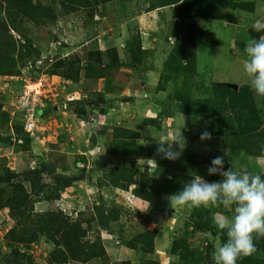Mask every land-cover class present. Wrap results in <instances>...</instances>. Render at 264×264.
Masks as SVG:
<instances>
[{"label": "rangeland", "instance_id": "rangeland-1", "mask_svg": "<svg viewBox=\"0 0 264 264\" xmlns=\"http://www.w3.org/2000/svg\"><path fill=\"white\" fill-rule=\"evenodd\" d=\"M32 1H39L45 7L52 6L54 19L35 26L32 21L20 18L16 23L19 32L9 31L16 42L12 59L16 62L15 72L18 74L12 77L0 75V113H4L0 115V139L5 140H0L1 167L20 175L42 165L48 166V172L40 177L44 188L39 196L32 195L33 184L23 182L31 197V210L34 213L61 211L69 219L79 221L81 228L87 230L86 241L90 244L97 241L96 244L99 242L104 248V257L86 263L65 264H137L142 259L153 258V255L163 264H205L204 258L207 255L211 258L222 241L220 235L195 232L191 225L193 214L198 209H213L216 221L223 210L228 216L232 213L214 207L172 209L167 198L182 190L185 176L192 179V176L199 175L208 182H214L207 179V169L215 157L223 156L225 152L224 163L229 167L232 164L227 161L230 150L225 148V137L215 136L202 142L200 135L208 126V115L182 114L178 109L180 101L176 98L180 90H185L190 101L200 102L213 96L210 83L246 84L243 58L238 53L234 57L230 51L235 50L233 40L239 42L242 35L249 34L250 28L245 25L250 21L224 28L221 18L197 20V16L200 18L208 12L202 9L204 6L197 12L183 13L182 18L176 16L174 20L177 21H174L171 19L174 14L170 11H156V6L166 0H95L94 3L89 0L92 5L87 7L82 6L80 0ZM167 15L171 16L170 21ZM23 36L29 39L32 49L30 58L20 61L17 56L27 46ZM136 40L140 41L145 54L134 67L126 55L128 45L136 44ZM175 47L178 51L183 48L182 53L186 56L192 55L193 73L177 77L173 76L171 67L165 69L168 56ZM244 47L245 41H242L239 50L243 51ZM113 49L118 52L120 68L109 72L104 62ZM98 51L103 54L110 52L101 57V65L95 64ZM55 57H78L81 60L79 81L48 75ZM88 62L94 63L90 78L84 79ZM181 63H188L187 58ZM39 82L36 87L45 95L42 109L47 113L42 112L37 118L36 132L32 138L29 136L32 141L29 150L23 151V137L18 139L12 130L14 122L22 124L19 94L23 86ZM79 100L87 102L69 107L70 101ZM76 109L79 113V109L84 110L82 116L74 112ZM165 114L169 116H161ZM147 119H153L159 128L145 125ZM114 128L124 130L120 133L124 139L129 132L139 135L134 140L138 146L146 141V145L153 147L152 156H156L157 169L150 163L153 170L149 171L146 162H142L146 159L137 160L120 153L112 156L114 147L110 133ZM102 129L105 133L101 135L99 130ZM180 130L186 140L182 155L175 161L163 159L157 154L158 143L178 137ZM173 149L176 150L175 145ZM79 158L84 162L77 165L75 162ZM256 158L249 157L253 172L260 171V162ZM114 166L131 169L133 184L138 182V176L144 173V169L148 170V179L154 181L149 190L150 200L144 201L133 194L136 184L126 187L128 182H122L117 187L107 183L97 186L104 168L108 172ZM163 169L165 171L162 172ZM52 175H78L83 179L58 194ZM112 210L113 213H106ZM164 215L174 218L169 226H164L162 221H156L160 226L153 224L155 218ZM99 219L102 220L100 223ZM13 226L8 210L0 211V264H3V255L9 251L6 243L8 231ZM159 229L163 232L157 237ZM209 245L213 246L212 251L208 249ZM256 246L257 251L252 257L256 263L263 260L264 264V239L256 241ZM185 247L192 249L191 259L179 255V250ZM16 248L25 253L26 258L31 257L32 264H46L53 250L44 238L27 245L19 244ZM154 248L158 249V256L154 253L147 255ZM121 249L127 250L125 255H121ZM24 262L22 264H27Z\"/></svg>", "mask_w": 264, "mask_h": 264}, {"label": "trees", "instance_id": "trees-1", "mask_svg": "<svg viewBox=\"0 0 264 264\" xmlns=\"http://www.w3.org/2000/svg\"><path fill=\"white\" fill-rule=\"evenodd\" d=\"M89 0H80L82 6H89L92 4L88 3ZM95 0H93L94 3ZM226 0H183L178 6L179 9L194 13L200 10L196 7L203 5H218L224 7ZM49 6V5H48ZM46 5L43 6L39 1L32 0H0V75L14 76L18 74L15 72L16 62L14 59L16 51V42L9 35V31L16 30L19 32L16 26L17 20L26 18L34 23L35 26H40L50 20L54 19L51 15V7ZM205 7V6H204ZM249 38H259L264 35V30L257 31L256 27L249 30ZM27 42L25 51L17 56L18 60L23 61L30 58V52L32 49L31 42L26 36H23ZM137 38V37H136ZM139 38V37H138ZM180 43L181 41L178 40ZM65 46V45H64ZM182 47V46H181ZM179 48V47H178ZM177 48L171 52L168 56L167 62L165 63V69L171 67V72L177 77L193 73L194 67H192V55L186 56L182 53L183 48ZM127 59H129L131 66L136 67L142 60L145 50L142 49L140 41L136 40V44H129L127 47ZM98 51V58L95 59V64L101 65L102 58L107 53H100ZM118 52L113 49L111 54L104 62L108 71L116 72L120 68V62L118 61ZM188 60V63H181L182 59ZM54 63L50 65V69L47 72L50 76H59L67 81H79V65L81 60L78 57L73 58H54ZM94 62H88L85 68L84 79L90 78V70H92V64ZM103 64V63H102ZM15 72V73H14ZM184 73V74H182ZM172 76V77H173ZM99 78V75H98ZM184 88V86H182ZM210 91L213 92V96L206 100L190 101L185 90H180L177 95V100L180 101L178 109L182 111L184 115H192L198 113L200 115H208L206 121L205 131L209 132L211 136L225 137L226 149L230 150V155H227V161L243 154V156L259 157L264 155V109L258 110L255 102L254 95L248 85L239 86L238 90L231 89L220 83H210ZM111 92V91H110ZM187 96V97H186ZM2 97L0 96V104ZM86 100L70 101L69 107L74 104H85ZM193 111V109H195ZM80 113L76 109L74 112L80 116L84 113L83 109H79ZM43 113H47L44 109ZM4 114V113H0ZM162 117L169 116L167 114L161 115ZM161 117V118H162ZM145 125H155L159 128V125L153 119H147L144 121ZM12 130L16 133L18 139L23 137L22 149L23 151L29 150L31 139L27 133L23 132V124L14 122ZM126 131V130H125ZM124 130L120 128L112 129L110 138L112 142V156L120 153L122 156H130L138 159H149L154 151L153 147L138 146L135 138L139 135H133L129 132V135H124ZM105 130H99V134H104ZM127 133V131L125 132ZM137 136V137H135ZM95 138V137H94ZM92 138V141L95 139ZM123 138V139H120ZM127 138V139H126ZM5 141L4 139H0ZM0 141V142H1ZM229 156V157H228ZM84 162L79 158L75 164ZM231 165V164H230ZM225 170L228 168V163H224ZM148 170L144 169V173L138 176V182L135 183L137 187L134 188L133 194L144 200L149 201L150 195L149 190L153 186L152 178L148 179ZM48 172V166L42 165L39 169H32L29 173L20 174L14 173L12 170H8L6 167L0 165V211L7 209L9 213V219L13 222V228L8 231L7 248L8 252L3 255V264H32L31 257L26 258L25 253H21L17 250L16 246L19 244L27 245L29 243L38 241L39 238H44L45 243L52 246L53 250L46 259V264H65L68 262L72 263H86L96 258L105 256V251L102 245L98 242H92L91 244L86 241L87 230L81 228L79 221H73L59 211L48 210L43 213H34L31 210V197L25 191L23 182L33 184L32 195L39 196L42 192L44 185L40 177ZM134 173L131 169L110 167L109 171L104 168L102 175L98 178L97 186L112 185L117 187L119 183L128 182L126 187L133 184L132 180ZM188 177L185 176V179ZM53 182L55 183V190L58 194L76 182H80L83 177L78 175L63 176V175H52ZM208 180L218 181L221 179L218 175L208 176ZM109 181V183H108ZM49 200V199H48ZM47 200V201H48ZM215 211V210H214ZM212 210L198 209L197 213L193 214L191 225L195 228V232H201L203 234L210 233L212 236L220 235L222 243L225 241V234L218 230L215 224L214 216L215 212ZM224 211V210H223ZM222 213L227 215L226 211ZM114 211H107L106 213H113ZM194 219V221H193ZM102 220L99 219L98 223ZM101 227H104L102 224ZM194 230V229H193ZM257 248V246H256ZM209 250H213V246H208ZM264 250V248H263ZM151 252V251H150ZM192 249L188 247L179 250V255L186 259H191ZM172 253L174 251L172 250ZM207 255L204 258L205 264H214L212 257ZM10 257L12 260H9ZM105 264H108L105 262ZM125 264H129L125 263ZM156 264V263H151ZM237 264H263V260L257 261L252 256L238 260Z\"/></svg>", "mask_w": 264, "mask_h": 264}, {"label": "clouds", "instance_id": "clouds-1", "mask_svg": "<svg viewBox=\"0 0 264 264\" xmlns=\"http://www.w3.org/2000/svg\"><path fill=\"white\" fill-rule=\"evenodd\" d=\"M262 28L264 26H257L256 30L261 31ZM243 54L245 83L254 95L257 109H264V35L250 38ZM210 139L209 132L201 133L202 142ZM146 143L144 141L143 145ZM158 145V155L175 161L182 155L186 140L180 130L178 137L165 139ZM225 156L226 152L223 156L215 157L207 169L208 175H218L220 180L208 182L199 175H194L190 182L183 185L181 191L167 199L172 209L214 207L229 210L231 216L218 214L216 218V227L225 234L226 239L214 250L212 260L214 264H237L238 260L252 256L257 251L256 241L264 239V155L256 158L260 162L258 172L250 171L239 161L229 164L225 170ZM147 161L157 169L155 160Z\"/></svg>", "mask_w": 264, "mask_h": 264}, {"label": "crops", "instance_id": "crops-1", "mask_svg": "<svg viewBox=\"0 0 264 264\" xmlns=\"http://www.w3.org/2000/svg\"><path fill=\"white\" fill-rule=\"evenodd\" d=\"M226 1L227 2L224 3V7H220L217 4L214 5L213 7H210L208 4L203 5L205 7H202V9H206V11H208V12L206 14H204L203 16L201 15L200 18L197 16L196 19L197 20L213 19L212 21H214L215 18L216 19L221 18L223 21L222 27H224V28L229 27V25L238 26L239 22H242V21L246 22V20H249L250 23H249V25H245V26L249 27L250 29L253 27H257V26H264V0H226ZM182 2H183V0H166L163 3L160 2V4L156 6L157 7L156 11L157 12H161V11L162 12L163 11L168 12V11H170L171 13L174 14L173 17L170 16L172 20H174L175 19L174 17H176V16L177 17L181 16V18H182L183 13L185 15L188 13L190 14V12H186L183 9H179L178 6ZM231 8H232V10H231ZM199 9H200V7H199ZM212 11H214V12H212ZM211 12L213 14H211ZM199 13H201V12H199ZM214 13H215V15H214ZM210 14H211V16H209ZM167 16H168L169 21H170L171 19H170L169 15H167ZM183 17H184V15H183ZM174 21H177V20H174ZM262 30H264V28H262ZM249 36L250 35L247 32L246 35H242L241 38H239V42L233 40V45H234L235 50L230 51L231 55H233L234 57H237V53H238L239 57L243 58L242 61H244L245 56L243 54V51H240L239 49H241L242 41H245V44L247 43V41L249 40L248 39ZM238 43H239V46H237ZM217 83H220V82H217ZM220 84H223L226 87H227V85H229V84H225V83H220ZM243 85H247V84H243ZM232 86H234V85H232ZM238 88H239V86H237L236 90H238ZM192 115H194V114H192ZM213 137H215V136H211V138H213ZM145 146L150 147L149 145H145ZM197 146L199 148L201 147V145H197ZM147 160H156V156H151L149 159L142 161V162H146V166L149 168V171L152 172L153 167H151L150 162H148ZM236 161H239L240 164L245 165L250 171H252V172L254 171V169L252 168V163L250 162L249 158H247L243 155L237 156V157L232 159V164ZM163 171H165V169H163L162 172ZM190 181H191V179H185L184 177L182 179L183 185L185 183L190 182ZM171 219L174 220V218H168V216L158 217V218L154 219L155 222H153V224L160 226V223L156 222V221H160V222L162 221V224H164V226H165V224H166V226H169L168 223L171 221ZM144 223L146 224L145 226L147 227V223L146 222H144ZM162 232H163V230L159 229L157 231V237ZM136 248H138L137 245H136ZM136 248H134V249H136ZM125 249H127V250L130 249V250L134 251L133 248H125ZM125 249H124V251L126 252L127 250H125ZM124 251H123V249L120 250L121 255H125ZM156 252H158V249L154 248V250L152 252H149V253L147 252V255L151 256L153 253L156 254ZM156 255L158 256V254H156ZM130 256H133V255H130ZM154 256L155 255H153V258L150 257L147 259L146 258L142 259L143 261L141 260V261H139V263L138 262H136V263L137 264H151V263L163 264L162 262H159L158 260H156ZM158 258L161 259L163 257H158ZM129 264H132V263H129Z\"/></svg>", "mask_w": 264, "mask_h": 264}, {"label": "built area", "instance_id": "built-area-1", "mask_svg": "<svg viewBox=\"0 0 264 264\" xmlns=\"http://www.w3.org/2000/svg\"><path fill=\"white\" fill-rule=\"evenodd\" d=\"M42 82V81H40ZM27 84L23 86V90L20 92L19 102L20 106L19 109L22 115V124H23V131L29 134L30 137L34 136L36 132V120L38 117L41 116L43 111V100L45 99V95L41 94L38 91L37 85L40 84ZM36 87V88H35ZM31 88H35L31 89ZM34 92V93H33Z\"/></svg>", "mask_w": 264, "mask_h": 264}, {"label": "water", "instance_id": "water-1", "mask_svg": "<svg viewBox=\"0 0 264 264\" xmlns=\"http://www.w3.org/2000/svg\"><path fill=\"white\" fill-rule=\"evenodd\" d=\"M227 87H229V88H231V89H234V90L237 89V86L227 85Z\"/></svg>", "mask_w": 264, "mask_h": 264}]
</instances>
